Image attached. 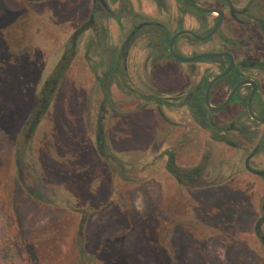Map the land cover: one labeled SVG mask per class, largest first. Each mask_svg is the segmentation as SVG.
I'll use <instances>...</instances> for the list:
<instances>
[{"label": "rangeland", "instance_id": "obj_1", "mask_svg": "<svg viewBox=\"0 0 264 264\" xmlns=\"http://www.w3.org/2000/svg\"><path fill=\"white\" fill-rule=\"evenodd\" d=\"M65 3L0 0V264H264L242 195L190 192L198 203L177 190L144 118L109 128L122 166H107L94 124H78L79 92L90 85L83 65L26 137L34 98L77 19L60 16Z\"/></svg>", "mask_w": 264, "mask_h": 264}, {"label": "flooded vegetation", "instance_id": "obj_2", "mask_svg": "<svg viewBox=\"0 0 264 264\" xmlns=\"http://www.w3.org/2000/svg\"><path fill=\"white\" fill-rule=\"evenodd\" d=\"M65 1L60 16L77 19L34 98L26 137L61 101L67 73L83 65L90 85L79 92L78 124H94V148L107 166H122L108 130L144 118L177 190L240 193L264 250V0Z\"/></svg>", "mask_w": 264, "mask_h": 264}, {"label": "trees", "instance_id": "obj_3", "mask_svg": "<svg viewBox=\"0 0 264 264\" xmlns=\"http://www.w3.org/2000/svg\"><path fill=\"white\" fill-rule=\"evenodd\" d=\"M37 110H38V108H32V113H34V116L36 115V113H37Z\"/></svg>", "mask_w": 264, "mask_h": 264}, {"label": "water", "instance_id": "obj_4", "mask_svg": "<svg viewBox=\"0 0 264 264\" xmlns=\"http://www.w3.org/2000/svg\"><path fill=\"white\" fill-rule=\"evenodd\" d=\"M182 33H187V32H181V33L178 34V35H181ZM180 60H183V61H191V59H180Z\"/></svg>", "mask_w": 264, "mask_h": 264}]
</instances>
